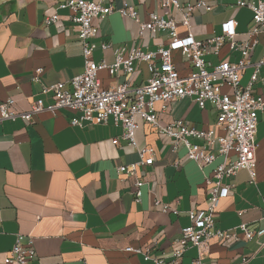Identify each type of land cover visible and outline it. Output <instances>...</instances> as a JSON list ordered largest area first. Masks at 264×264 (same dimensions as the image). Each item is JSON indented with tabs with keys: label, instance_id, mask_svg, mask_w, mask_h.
I'll return each mask as SVG.
<instances>
[{
	"label": "crops",
	"instance_id": "obj_1",
	"mask_svg": "<svg viewBox=\"0 0 264 264\" xmlns=\"http://www.w3.org/2000/svg\"><path fill=\"white\" fill-rule=\"evenodd\" d=\"M62 1L0 0V99L13 98L18 111L29 110L35 99L44 105L53 103V93L42 88L67 81L83 69L82 45L68 10L58 8ZM124 1L134 5L139 21L147 20L152 11L165 17L170 14L177 21L181 18L175 9L164 13L158 0H111L115 7ZM204 2L206 8L195 9L191 17L189 30L196 39L220 34L221 24L229 19L236 23L235 40L248 38L252 17L248 8L236 6L235 0ZM55 12L58 21L46 25L44 18ZM93 23L98 28L95 41L114 48L139 45L154 51L169 42L164 32L146 31L139 37L138 23L118 12ZM187 32L178 22V35ZM94 56L107 62L114 58L112 50H96ZM172 56L179 75L187 74L188 62L178 51ZM239 57V51L231 50L225 42L218 54L210 52L206 59L215 65L221 60L236 62ZM249 57L253 63L264 60V30ZM39 68L38 80H33ZM252 72L253 66L243 71L241 85L248 83ZM148 76L144 62H136L130 74L98 72L105 88L125 81L130 87L138 86L146 83ZM253 90L264 95V64ZM155 108L162 124L178 120L197 129H213L216 136L225 135L211 105L200 108L184 97L170 102L165 111H161V103ZM76 114L70 108H60L55 114H33L30 120L0 122V264H13L7 257L18 233L33 237L34 255L26 264H152L142 254L125 250L127 246L149 247L151 255L163 258V264H174L172 253L179 248L181 228L189 224L187 211L206 207L205 177L213 175L223 156L217 155L213 163L199 169L186 157L183 146L174 150L170 138L137 118V144L152 147L154 159L138 166L133 175L120 174L119 165L139 160L136 148L120 137L122 128L112 119L72 125L70 120ZM256 144L255 180L244 169L226 178L230 192L217 208L216 226L237 230L239 236L209 240L203 247L204 264H264V112H258ZM137 179L143 181L139 201L135 199ZM154 199L177 213L161 211ZM240 223L256 231L252 239L239 232ZM197 256V247L189 246L178 262L189 264Z\"/></svg>",
	"mask_w": 264,
	"mask_h": 264
},
{
	"label": "built area",
	"instance_id": "obj_2",
	"mask_svg": "<svg viewBox=\"0 0 264 264\" xmlns=\"http://www.w3.org/2000/svg\"><path fill=\"white\" fill-rule=\"evenodd\" d=\"M160 7L166 14L171 9L179 11L181 18L177 21L170 14L165 17L157 12H149L145 21H139L138 11L134 5L123 2L115 7L111 0H65L58 4V8H65L69 12V19L76 27L78 38L82 45L83 69L67 81H58L44 86L43 92L53 93V103L44 105L41 99L32 100L30 109L18 111L14 108L15 100L11 97L0 99V122L21 118L30 120L33 114L48 111L55 114L60 108H70L77 112L71 118L72 125L102 124L112 119L115 125L122 128L120 137L136 148L139 160L135 163L119 165L120 174L133 175L138 166H145L154 159L155 151L152 147L137 144L135 132L139 127L137 118L148 123L156 132L171 139V146L176 150L179 146L186 149V157L193 160L199 169L211 164L217 155L223 160L214 168L213 175L205 177L208 194L206 207L203 209H189L187 215L189 224L181 228L177 239L179 248L173 251L174 264H181L178 259L185 249L195 246L198 249L197 258L189 264H204L202 256L204 245L212 238L235 240L237 230H223L216 226V214L219 202L229 195L231 184L226 178H231L242 169L246 170L252 181L256 176V129L258 112H264V95L254 92L253 84L264 60L251 62L250 52L258 43V34L264 30V0H235V5L248 8L251 13V25L247 29L248 38L243 41L235 40V21L227 20L221 24V33L205 40H198L191 33V17L197 8H206L204 0L180 3L179 0H158ZM118 12L121 16L136 21L139 25V37L144 32H164L169 37L167 46H160L156 50H143L139 45L129 49L126 46L112 47L110 43L95 41L98 28L94 19H102L106 15ZM55 12L44 18L46 25L58 21ZM185 26L188 32L180 37L177 33V23ZM227 42L231 50H238L240 57L236 62L225 60L211 65L206 59L210 52L218 54L223 44ZM101 53L112 50L114 58L107 62L104 58L95 57L94 52ZM178 51L189 64V71L179 75L173 62L172 53ZM136 62L147 64L149 76L146 83L130 87L126 81L115 86L105 88L98 77L100 70H107L111 76L120 73L130 74L135 69ZM253 66V72L246 85L240 84L243 71ZM33 80H38V74ZM189 97L200 108L207 104L217 110V124L225 135L216 136L213 129H197L182 121L174 120L162 124L158 120L156 103H161V111L168 108L170 102ZM118 142V138L115 139ZM234 155L235 159L230 156ZM143 181H135V199L140 200ZM264 202V197H263ZM154 204L163 212L177 209L167 203L154 199ZM237 229L246 239H252L256 233L246 223H240ZM125 250L140 253L144 260H151L152 264H163L160 256L151 255L149 247H125ZM34 255L33 237L31 235L16 234L14 243L9 251L7 262L26 264ZM247 260L242 259L245 263Z\"/></svg>",
	"mask_w": 264,
	"mask_h": 264
}]
</instances>
